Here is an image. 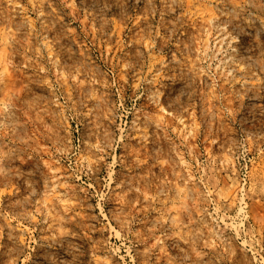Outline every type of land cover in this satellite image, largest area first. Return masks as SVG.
Returning a JSON list of instances; mask_svg holds the SVG:
<instances>
[{
	"label": "rangeland",
	"instance_id": "374dc122",
	"mask_svg": "<svg viewBox=\"0 0 264 264\" xmlns=\"http://www.w3.org/2000/svg\"><path fill=\"white\" fill-rule=\"evenodd\" d=\"M0 264H264V0H0Z\"/></svg>",
	"mask_w": 264,
	"mask_h": 264
}]
</instances>
